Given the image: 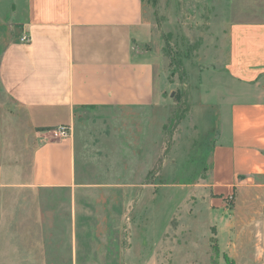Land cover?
Segmentation results:
<instances>
[{
	"label": "crops",
	"instance_id": "obj_1",
	"mask_svg": "<svg viewBox=\"0 0 264 264\" xmlns=\"http://www.w3.org/2000/svg\"><path fill=\"white\" fill-rule=\"evenodd\" d=\"M19 4L10 17H0V85L22 109V126L34 142L32 177L19 184L32 194L31 230L24 234L30 244L18 249L42 264H127L133 249L126 241L131 236L124 239L125 227L129 231L134 216L143 214L150 184L83 181L73 130L81 110L142 114L164 101L156 61L145 50L153 34L144 0H25L22 10ZM252 6L228 16L222 62L225 74L256 96L233 101L222 114L211 173L216 193L223 188L227 192L219 194H232L237 186L248 195L235 216L217 227L223 244L228 241L232 264H264V3ZM24 33L31 35L29 43L20 41ZM61 125L70 133L57 139L52 131ZM13 136L6 132L4 139ZM12 151L0 146V196L20 173ZM224 174L227 179L220 180ZM60 191L68 193L60 205L67 209L63 225L69 244L53 262L51 241L42 231L46 228V238L53 235L59 217L52 199ZM3 251H8L6 234Z\"/></svg>",
	"mask_w": 264,
	"mask_h": 264
},
{
	"label": "rangeland",
	"instance_id": "obj_2",
	"mask_svg": "<svg viewBox=\"0 0 264 264\" xmlns=\"http://www.w3.org/2000/svg\"><path fill=\"white\" fill-rule=\"evenodd\" d=\"M18 3L22 10L25 0H0V17H10ZM263 3L264 0H144L153 34L147 47L161 75L164 101L156 111L142 114L81 110L73 130L78 177L93 183L150 184L143 214L134 216L135 225L129 228L132 233L125 227L124 239L131 236L126 241L133 249L127 264L234 262L226 249L228 241L223 244L217 227L223 218L235 216L234 209L248 195L241 194L237 186L231 189L232 194H219L227 192L223 188L215 192L211 177L214 150L222 114L228 111L229 104L254 100L256 95L225 74L222 59L228 16ZM1 45L0 55L4 42ZM2 89L0 85V146L9 145L11 152L15 150L16 162L12 164L20 173L10 178L12 185L0 196V252L5 253V234L8 245L6 254L0 255V264H42L28 251L18 249L30 244V235L24 234L31 230L32 194L19 184L32 177L34 142L31 132L22 126V109L12 104ZM243 91L245 94H238ZM10 131L14 136L7 140L8 144L4 135ZM216 163L223 165L225 161ZM225 176L220 180H226ZM53 195L59 221L53 235L46 238V228L42 235L45 241H51L49 260L55 262L61 260L59 253L66 251L69 244L63 225L67 209L60 205L68 193ZM19 253L24 257L16 258Z\"/></svg>",
	"mask_w": 264,
	"mask_h": 264
},
{
	"label": "built area",
	"instance_id": "obj_3",
	"mask_svg": "<svg viewBox=\"0 0 264 264\" xmlns=\"http://www.w3.org/2000/svg\"><path fill=\"white\" fill-rule=\"evenodd\" d=\"M32 37L29 33H24L21 38H20V41L22 43H29L31 41ZM70 133V130L67 126L65 125H61L59 126L58 128L54 129L52 131V134L55 138L57 139H61V138H64V137H67Z\"/></svg>",
	"mask_w": 264,
	"mask_h": 264
},
{
	"label": "trees",
	"instance_id": "obj_4",
	"mask_svg": "<svg viewBox=\"0 0 264 264\" xmlns=\"http://www.w3.org/2000/svg\"><path fill=\"white\" fill-rule=\"evenodd\" d=\"M147 46V45H145ZM146 49L148 50V47H146ZM43 129H52V127H43Z\"/></svg>",
	"mask_w": 264,
	"mask_h": 264
}]
</instances>
